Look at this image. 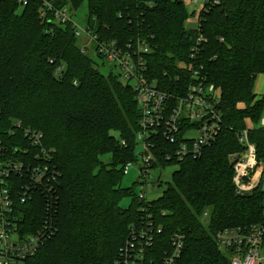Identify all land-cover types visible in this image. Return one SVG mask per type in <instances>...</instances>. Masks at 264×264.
<instances>
[{"label": "trees", "instance_id": "obj_1", "mask_svg": "<svg viewBox=\"0 0 264 264\" xmlns=\"http://www.w3.org/2000/svg\"><path fill=\"white\" fill-rule=\"evenodd\" d=\"M51 1L73 12L86 2V23L99 38L148 44L151 78L170 84L180 75L187 84L189 67L198 69L220 92L223 126L200 157L181 163L160 196L140 199L122 186L126 164L139 157L133 87L104 74L71 25L53 12L41 17L44 0H0V192L8 189L22 237L52 225L23 264H117L144 227L155 264L172 253L176 232L185 236L178 264H232L218 232L264 222V188L237 194L230 161L244 150L237 132L252 120L264 164V95L255 92L264 74V0H205L196 29L186 26L195 13L184 0ZM154 143L153 167L173 165L164 156L173 145L161 135ZM9 164L19 168L3 173Z\"/></svg>", "mask_w": 264, "mask_h": 264}, {"label": "built area", "instance_id": "obj_2", "mask_svg": "<svg viewBox=\"0 0 264 264\" xmlns=\"http://www.w3.org/2000/svg\"><path fill=\"white\" fill-rule=\"evenodd\" d=\"M20 2L27 4L28 0H20ZM192 2L202 7L205 0ZM51 12L60 25L73 27L76 36L80 38L83 52L88 55L92 52L99 58L115 63V67L120 69L119 77L125 84L133 87L141 112V130L137 134V144L143 147V150L138 152L144 160V166L140 167L141 174L145 176V173L155 165V160L158 161L153 149L156 148L154 139L159 135L174 147L172 152L166 151L164 156L167 160H174L173 165L166 168L175 167V170L188 158L200 157L205 147L214 142L223 126L222 99L216 86L209 83L198 69L189 67L193 71L189 72L191 80L187 84L181 81L180 75H176L175 80H171L170 84L156 77L151 78L148 65L151 48L148 44L130 42L123 45L116 40L99 38L90 24L86 23V26L80 27L75 23L73 10L70 7L55 8L51 0H44V6L40 11L41 17L47 18L48 13ZM194 55L193 53L192 56ZM164 75H167V72ZM260 127L264 128V113ZM252 129L248 124L246 128L237 132L238 141L244 150L230 155L234 168L233 182L239 195L251 194L259 186L264 188L262 184L264 164L259 162L257 146L250 137ZM39 138L35 140L39 141ZM132 165L133 161L126 164L124 174L129 172V167ZM17 168L18 165L9 164L8 169L3 173L8 174L11 169ZM3 183L4 179L0 177V184ZM23 198L25 200V197ZM139 198L150 200L144 191L139 194ZM203 216L204 219H208V212L206 211ZM14 220L13 201L8 189L2 186L0 264H23L24 259L34 255L52 235V225L48 224L39 233L22 237ZM158 231L161 232L162 229ZM149 232L147 227L134 230L132 240H129L124 247L122 257L117 264H155L156 262L149 258L147 252L152 244V238L148 236ZM216 238L223 250L231 251L232 264H264V222L252 225L249 230L227 228L218 232ZM171 244L172 253L165 256L161 264H178L184 248L185 236L176 232L171 237Z\"/></svg>", "mask_w": 264, "mask_h": 264}, {"label": "rangeland", "instance_id": "obj_3", "mask_svg": "<svg viewBox=\"0 0 264 264\" xmlns=\"http://www.w3.org/2000/svg\"><path fill=\"white\" fill-rule=\"evenodd\" d=\"M193 0H184L186 7L190 13L194 12L195 18H198V12L201 8L200 4L197 5L192 2ZM202 0H200L201 2ZM197 5V6H196ZM74 21L80 27L86 26V20L88 17V8L87 3L85 2L78 10L73 12ZM193 15V16H194ZM80 42V38H78ZM92 57L96 59L98 68L104 74L113 73L119 77L120 69L115 67V63H110L109 60L104 58H99L94 55L92 52L90 54ZM119 79L123 82V79L119 77ZM124 83V82H123ZM255 92L258 94V98L261 96V93H264V75H258ZM248 124L250 128H254L256 125L252 120H248ZM260 126V123H259ZM143 150V147L138 145L137 151L140 152ZM144 166V160L142 156L138 157L137 161H133V165L129 167V172L125 173L122 179L123 187H133L135 188L136 193L141 194L144 191L147 194L149 199L156 198L161 195L168 181L172 179L171 174L175 170V167H168L166 169H162L160 167H152L144 174H141V168ZM264 186V176L263 182ZM131 202V198H126L123 200L122 205L128 206Z\"/></svg>", "mask_w": 264, "mask_h": 264}, {"label": "crops", "instance_id": "obj_4", "mask_svg": "<svg viewBox=\"0 0 264 264\" xmlns=\"http://www.w3.org/2000/svg\"><path fill=\"white\" fill-rule=\"evenodd\" d=\"M195 5V4H194ZM197 6V5H196ZM199 13V12H198ZM198 24H199V18H195V15L190 17L187 22H186V26L188 28H191V29H196L198 27ZM260 75H264L263 73L260 74ZM264 93H261V96L263 95Z\"/></svg>", "mask_w": 264, "mask_h": 264}, {"label": "bare ground", "instance_id": "obj_5", "mask_svg": "<svg viewBox=\"0 0 264 264\" xmlns=\"http://www.w3.org/2000/svg\"><path fill=\"white\" fill-rule=\"evenodd\" d=\"M35 196V195H34Z\"/></svg>", "mask_w": 264, "mask_h": 264}]
</instances>
